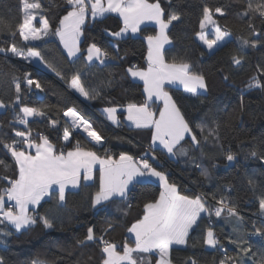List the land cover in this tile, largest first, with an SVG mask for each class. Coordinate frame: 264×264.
Masks as SVG:
<instances>
[{
  "label": "trees",
  "instance_id": "16d2710c",
  "mask_svg": "<svg viewBox=\"0 0 264 264\" xmlns=\"http://www.w3.org/2000/svg\"><path fill=\"white\" fill-rule=\"evenodd\" d=\"M160 2L165 9L166 18L173 12L181 16L180 21H174L168 31L172 42L164 52L166 62L190 63L194 71L205 75L208 85L207 92L200 95L189 94L176 87H167V91L190 124L203 122L209 128H215L219 123L221 138L217 142L210 136L208 141L204 142L198 135V139H201L200 150L192 153L194 158L209 169V178L200 176V170L193 166L191 159L177 162L169 159L160 150L154 152L159 164L158 168L160 171H164L166 167L172 168L173 172L168 176L169 180L180 187L182 194L189 196L218 193L221 186L232 185L234 191L229 195L239 201L240 214L248 222L247 228L250 232L253 223L257 227L264 224V216L258 212V199L264 193V159L259 158L264 153V88L248 87L250 79L254 76L264 84V75L258 72V66L264 67V47L242 48L240 44L239 37L250 40L257 38L251 35L246 24L236 15L237 12L245 9L246 0L239 2L238 0H171V3H168V0H160ZM41 3L44 5V11L38 16L48 19L54 30L70 9L64 0H41ZM204 7H209L213 11L221 7L225 16L215 14V18L222 28L226 25L232 33L226 45L216 48L211 53L197 40L196 35L201 31L200 22ZM21 21V0H0V47L9 48L13 42L17 48L25 51L28 47H34L44 57L42 64L54 67L64 79L57 77L49 67L45 66L47 74L31 62L16 57L10 52L0 53V100L6 105H13L0 110V126H2L0 137L10 142L16 138L14 128L25 130V126L15 123L14 119L17 114L22 115L19 113L20 107L50 105L52 107L47 117H33L27 127L32 129L34 136L37 132L47 135L57 147H65L67 150L79 141L85 149L95 151L101 156L107 152L114 158H118L121 152L140 158L145 151H151L150 129L134 130L126 125H119V129H116L102 121L106 129L104 131L96 118L103 117L105 108H126L128 103L144 102L143 85L133 81L127 69L132 66L146 67L148 50L146 37L156 35L157 28L146 26L140 30L137 37L115 39L110 33L120 31L123 27L117 16L107 15L95 21L89 19L83 26L84 35L79 54L82 58L77 60L67 55L58 36L52 35L51 32L42 40L33 43L25 42L18 34L13 40L9 29L16 30ZM254 24L256 32L264 37V20L257 17ZM37 25L41 26V22L38 21ZM91 43H97L109 52L116 48L123 59L107 61L105 65H90L82 68L86 48ZM233 56L243 58L240 66L233 64ZM78 69L81 70V80L90 95L101 91L100 97L94 100L87 99L71 89L69 86L71 77ZM26 73H30L29 78L39 82L41 77H46L48 80L50 77L53 80L52 85L46 86L40 83L43 91H37L34 87L29 89L24 78ZM17 78L21 84L22 99L18 104H14ZM55 81L72 94L70 92V95L67 94V90ZM74 95L81 98L85 104ZM68 108H75L84 117L89 113L94 120L93 128L105 138L102 147H97L84 135L72 129H70L71 144L63 141L62 126L67 121L63 112ZM118 117L124 122L125 112H119ZM52 119L59 122L58 129L50 126ZM228 150L236 153L235 161L228 162L225 159V152ZM253 151L257 152V157L252 156ZM160 157L167 160L164 170L160 167ZM0 159L12 165L14 171L11 174L15 178L13 158L2 143H0ZM250 176L256 179L254 190L248 184ZM98 188L99 173L92 182L83 183L76 191H68L64 206L55 213L52 229L44 228L39 222L30 229L20 232L7 224L0 225V230L11 232L9 236H0V256L5 258L6 264H30L33 260L47 264L53 262L102 264V245L89 242L81 246L77 243L85 235L87 228L94 227L96 235H100L101 230L107 228V224L111 222L115 227L107 230L105 238L117 245L131 242L127 229L142 217L143 203L158 198L161 191V187L155 183L142 182L137 184L129 201L121 202L116 199L98 205L94 209L91 207V200ZM209 202L214 205L213 201ZM127 203L131 204L130 208L126 207ZM54 204L55 194L51 201H42L32 214L37 216L51 214L49 210ZM125 212L127 215L124 214ZM216 220L215 231L221 238L224 249L229 254H235L237 249L225 239L231 233V225L222 218ZM206 225L207 220L200 230L190 235L186 247L172 248L173 264H185L189 257H195L200 264H218L222 253L202 246L201 232ZM250 242L254 250L264 248V245L251 239ZM156 261L157 258L152 257L151 264H156ZM246 264H251V261L246 260Z\"/></svg>",
  "mask_w": 264,
  "mask_h": 264
},
{
  "label": "snow or ice",
  "instance_id": "6c2138e0",
  "mask_svg": "<svg viewBox=\"0 0 264 264\" xmlns=\"http://www.w3.org/2000/svg\"><path fill=\"white\" fill-rule=\"evenodd\" d=\"M64 3L70 10H67V14L59 21V26L53 30L48 19L43 17H41V27H35L33 24L37 15L44 11L41 0H21L22 21L16 30L9 29L10 36L13 40L18 34L26 42L39 41L51 32L52 35L59 37L60 42L67 49V55L79 60L82 58L77 54L81 52L83 26L89 19L95 21L97 18L105 17L108 13L118 14L123 20V27L120 31L110 33V35L120 38L129 31L139 32L140 25L148 21L159 26L156 35L146 37L147 68L132 66L127 69L131 77L143 81L146 94L143 103L127 104V120L131 121L137 129L151 130V151H145L137 159L126 152H121L118 158H114L107 152L102 157L95 151L82 147L79 141H76L75 146L67 150L65 147H57L47 135L37 132L33 136L32 129L27 127L29 117H47L52 106H22L19 108V113L22 115L17 114L14 118L15 123L25 126L23 131L14 128V136L19 139L13 138L8 142L0 137V143L11 154L15 165V178H13L12 165L0 159V173H2L0 174V225L7 224L15 231L20 232L30 229L39 222L44 228L52 229L53 221L56 218L55 213L64 206L68 186L78 187L82 172L84 181L92 180L94 172L97 170L96 166L99 165V188L91 200V207L94 209L98 205L116 199L121 202L129 201L137 184L148 178H157L162 188L158 198L143 203L142 217L127 229L134 235V246H130L127 242L122 246L117 245L105 238L107 230L115 227L111 222L107 224V228L101 230L100 235H96L94 227L87 228L85 235L77 243L81 246L87 245L89 242H97L102 245V264H151L150 259L144 254H158L156 264H173L171 256L173 246L188 245L190 235L194 231L200 230L205 220H207V225L201 232L202 246L222 253L218 264H246V260H250L251 264H264V248L254 250V246L250 242L251 237L254 236L264 239V224L257 227L253 223L252 231H248V222L240 214L239 201L232 199L229 195L234 191L232 185L221 186L218 193L189 196L182 194L180 187L175 182H169L168 174L158 170L159 164L154 152L166 150V154L170 157L191 159L193 166L200 170V176L209 178V169L194 158L192 153L200 150L201 139L207 142L211 136L218 142L221 138L219 123L215 128H209L203 122L190 124L177 106L176 101L165 90L166 84L179 83L186 92L200 95L202 94L201 90L207 91L208 88L205 75L194 71L190 63H169L165 60V45L172 42L168 29L174 21H180V14L173 12L166 18L165 9L161 6L160 0H152V2L150 0H64ZM168 3H171V0H168ZM215 14H219L221 17L225 16L221 7L215 8L214 11L209 7L203 8V18L200 22L201 31L196 34L209 50L226 45L232 36L226 25L223 28L220 26ZM236 15L246 24L251 35L257 37L251 40L239 37L242 48L264 47V43H262L264 37L256 32L254 24L257 17L264 20V0H255V2L246 0L245 9L237 12ZM208 25L212 26L211 33L204 31ZM209 35L212 36L211 39ZM8 52L26 61L38 58L44 62L41 52L34 47H28L25 51L17 48L14 42L9 48L0 47V53ZM83 59L82 68H87L90 65H105L107 61H115L123 59V57H120L116 48L109 52L98 46L97 43H91L87 46L86 56ZM242 61V57H232L234 65L240 66ZM45 66L55 72L57 77L64 79L54 67L49 64H45ZM258 72L264 75V67L258 66ZM80 73L81 70L78 69L72 75L69 86L87 99L94 100L100 97L101 91L90 95L81 80ZM29 77L30 73H26L24 78L28 88L31 89L34 85L36 89L43 91L40 82ZM108 83L110 86V82ZM248 87L264 88V84L254 76L250 79ZM15 92L14 104H18L22 99L21 84L18 78L15 83ZM153 98L163 102V106L158 112V118L157 112L153 111L151 107L154 102ZM12 106L6 105L0 100V108ZM103 111L109 120L117 122L118 109L116 107H108ZM63 115L70 118L62 126L63 141L71 144L72 132L70 129H82L83 133L95 142V145L103 144L105 138L75 108H68L63 112ZM49 119L51 118L49 117ZM50 126L58 129L59 122L52 119ZM206 129L207 134L205 135ZM198 135L201 139H198ZM252 156L257 157V152L253 151ZM259 158L264 159V153ZM225 159L228 162L235 161L236 153L231 150L226 151ZM153 163H156L157 166L154 167ZM248 184L253 190L255 189L256 179L254 176L248 177ZM54 194L55 204L49 210L51 214L46 213L43 216L31 214L30 206L35 208L41 204V201L49 202ZM210 200L214 202V205L210 204ZM8 202L12 203L6 207ZM126 207L130 208L131 204L127 203ZM258 212L264 216V193L258 199ZM124 214L127 215V212ZM220 218L231 225V233L225 239L235 246L237 249L235 254H229L224 249L222 240L215 231L214 219ZM9 235L11 232L0 230V236ZM0 264H6L3 256H0ZM30 264H47V262L33 260ZM185 264H200V262L195 257H189Z\"/></svg>",
  "mask_w": 264,
  "mask_h": 264
},
{
  "label": "crops",
  "instance_id": "0c3cea01",
  "mask_svg": "<svg viewBox=\"0 0 264 264\" xmlns=\"http://www.w3.org/2000/svg\"><path fill=\"white\" fill-rule=\"evenodd\" d=\"M39 15V14H38ZM38 15H37V17H38ZM107 15H114V16H117L120 20H121V22H122V24H123V20H122V18L118 15V14H116V13H108V14H106L105 15V17L107 16ZM104 18V17H103ZM97 19H100V18H97ZM146 26H154V27H156L157 28V30L159 31V26L158 25H156L154 22H151V21H148V22H145L144 24H141L140 25V30L143 28V27H146ZM171 26V25H170ZM170 26H169V28H170ZM168 31H169V29H168ZM158 33V32H157ZM139 34H140V31L139 32H136V33H132L131 31H129L124 37H122V38H120V37H114V36H112L113 38H115V39H126V38H128V37H130V36H132V37H137V36H139ZM209 37H212L211 35L209 36ZM59 38V37H58ZM60 40V39H59ZM81 40H82V37H81ZM198 40V39H197ZM26 42V41H25ZM28 43H33V41H28ZM146 43H147V40H146ZM62 44V43H61ZM170 45L171 44H166L165 45V50L168 48V47H170ZM62 46H63V44H62ZM148 47V46H147ZM63 48H64V46H63ZM218 48V47H217ZM64 50H65V52L67 53V49H65L64 48ZM165 52V51H164ZM79 54L80 53H78L77 55L79 56ZM71 59H74L75 57H70ZM28 62H31L32 64H34V66H36V67H38V68H40L42 71H44L45 73H47L48 71H47V69L45 68V66L42 64V62L37 58V59H31L30 61H28ZM147 68V58H146V67H145V69ZM48 74V73H47ZM129 74V73H128ZM129 77L133 80V81H135V82H138V83H140V84H142L143 85V87H144V83H143V81L142 80H139V78H133V77H131V75L129 74ZM50 80H51V82H50ZM52 79H50V77H49V80L46 78V77H41V81H40V83H43L44 85H46V86H49V85H52ZM55 83L56 84H58V85H60L61 87H63V88H65L63 85H61L60 83H58L57 81H55ZM42 84V85H43ZM167 87H176V88H180V89H182V90H184L183 89V86L182 85H180L179 83H175V84H171V85H169V84H166L165 85V90L167 91ZM66 89V88H65ZM67 90V89H66ZM41 91V90H40ZM67 91H69V90H67ZM185 91V90H184ZM202 91V94H205L207 91H203V90H201ZM70 92V91H69ZM168 92V91H167ZM186 92V91H185ZM71 93V92H70ZM169 93V92H168ZM188 93V92H187ZM72 94V93H71ZM189 94H191V93H189ZM170 95V94H169ZM81 103H83V104H85L84 102H83V100L81 99V98H79V97H77L76 95H74ZM145 98H146V94H145ZM154 99V102L151 104V107H152V110L153 111H155V112H157V118H158V112H159V110L162 108V106H163V102L162 101H160V100H157V99H155V98H153ZM158 108V110H156ZM118 109V111H117V122L116 123H114L113 121H111V120H109L108 118H107V114L106 113H104V115H103V117H98L97 116V118L96 119H98V121H100L99 123H100V127L105 131L106 129H105V126L101 123L102 121L103 122H105V124L107 125V126H109V127H111V128H116V127H118L119 125H126L128 128H130V129H134V130H144V129H137V128H135V126L131 123V121H128L127 120V111H126V108H117ZM1 110V109H0ZM125 112V117H124V122H122L121 121V119H119V117H118V113L119 112ZM88 115H85V118L90 122V123H92L94 120L92 119V117H90V115H89V113H87ZM33 117H29L28 118V120H31ZM107 133H109V132H107ZM66 143H68V142H66ZM94 145H95V143H93ZM104 145V142H103V144L102 145H96L97 147H102ZM161 152H163L164 154H165V156H167L169 159H172V160H174V161H177V162H179V161H183V162H185L186 160H188V158H183V157H175V158H173V157H170V156H168L167 154H166V150H160ZM98 154V153H97ZM99 155V154H98ZM101 156V155H100ZM103 157V156H102ZM137 159H139V158H137ZM150 163H152V161L150 160ZM153 166L154 167H156L157 166V164L156 163H153ZM96 171L94 172V175H93V179L92 180H89V181H84L83 180V172L81 173V181H80V185L78 186V187H76V188H73L71 185H69L68 186V188L66 189V193L68 192V191H76V190H78L80 187H81V185L83 184V183H89V182H92L94 179H95V176H96V174L97 173H99V171H98V169H99V165H97L96 166ZM158 170H159V168H158ZM143 182H151V183H155V184H157V185H159L160 187H161V185H160V183L158 182V180H157V178H155V177H152V178H148V179H146L145 181H143ZM169 182H171L170 180H169ZM161 190H162V188H161ZM66 193H65V196H66ZM45 199H47V198H45ZM42 202V201H41ZM12 202H8L7 204H6V207L7 206H10V204H11ZM38 206H35V208H32L31 206H30V212H31V214H32V211L33 210H35L36 208H37ZM22 231V230H21ZM128 236H129V239L131 240V242H127L130 246H134V235L133 234H131V233H129L128 232ZM125 243V242H124ZM123 243V244H124ZM123 244H121V246L123 245ZM174 247H178V248H184V247H186V246H177V245H174L173 246V248ZM118 250H120V249H118ZM146 257H148L149 259H150V261H151V259H152V257H155V258H157L158 259V254H144Z\"/></svg>",
  "mask_w": 264,
  "mask_h": 264
},
{
  "label": "built area",
  "instance_id": "2783aa9c",
  "mask_svg": "<svg viewBox=\"0 0 264 264\" xmlns=\"http://www.w3.org/2000/svg\"><path fill=\"white\" fill-rule=\"evenodd\" d=\"M32 87H34L35 88V86L33 85ZM36 89V88H35ZM37 91H39L40 89H36ZM66 120H68V119H66ZM116 129H119V127H116ZM77 131V130H76ZM77 132H79V131H77ZM81 133V132H80ZM83 134V133H82ZM34 136V135H33ZM92 143H94L93 141H91ZM104 142V141H103ZM154 155H155V153H154ZM159 163H160V167L164 170V168L166 167V164H167V160L166 159H164V158H162V157H160V160H159ZM164 172L166 173V174H168V176H171L172 175V172H173V169L172 168H169V167H166V169L164 170ZM216 223H217V220L216 219H214V227H216ZM251 231H252V229H251ZM250 231V232H251ZM251 240H253V241H255V242H258V243H260V244H262V245H264V239H261L260 237H251Z\"/></svg>",
  "mask_w": 264,
  "mask_h": 264
},
{
  "label": "rangeland",
  "instance_id": "374dc122",
  "mask_svg": "<svg viewBox=\"0 0 264 264\" xmlns=\"http://www.w3.org/2000/svg\"><path fill=\"white\" fill-rule=\"evenodd\" d=\"M217 15H219V14H217ZM38 21H40L41 22V17H37L36 18V20L35 21H33V24H34V26L35 27H41V26H38L37 25V22ZM86 23V22H85ZM205 32H208V33H211L212 31H213V29H212V26L211 25H208L206 28H205V30H204ZM210 36V35H209ZM210 39L212 38V37H209ZM197 39H198V41L207 49V46L201 41V40H199V38L197 37ZM33 42H36V41H33ZM216 48H214V49H212V50H209V49H207L210 53L211 52H213L214 50H215ZM73 91H75V93L76 94H80V93H78L75 89H73V88H71ZM67 92V94H69L70 95V93H69V91H66ZM81 97V96H80ZM0 109H2V108H0ZM65 117V116H64ZM66 119H68V120H70V118L69 117H65ZM67 120V121H68ZM78 131V130H77ZM80 133V132H79ZM82 134V133H81ZM82 135H84V134H82ZM85 136V135H84ZM90 142H91V140L87 137V136H85ZM95 143V142H94Z\"/></svg>",
  "mask_w": 264,
  "mask_h": 264
},
{
  "label": "bare ground",
  "instance_id": "6f19581e",
  "mask_svg": "<svg viewBox=\"0 0 264 264\" xmlns=\"http://www.w3.org/2000/svg\"><path fill=\"white\" fill-rule=\"evenodd\" d=\"M79 132H81V133H83V131H82V129H80V130H78ZM85 136H87L85 133H83ZM90 140H91V138L90 137H88ZM94 142V141H93Z\"/></svg>",
  "mask_w": 264,
  "mask_h": 264
}]
</instances>
